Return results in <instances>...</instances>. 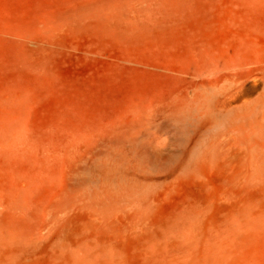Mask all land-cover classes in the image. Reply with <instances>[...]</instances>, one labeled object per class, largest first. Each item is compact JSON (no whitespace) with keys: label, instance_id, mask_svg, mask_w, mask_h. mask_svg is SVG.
<instances>
[{"label":"rangeland","instance_id":"1","mask_svg":"<svg viewBox=\"0 0 264 264\" xmlns=\"http://www.w3.org/2000/svg\"><path fill=\"white\" fill-rule=\"evenodd\" d=\"M79 241L264 264V0H0V264Z\"/></svg>","mask_w":264,"mask_h":264},{"label":"bare ground","instance_id":"2","mask_svg":"<svg viewBox=\"0 0 264 264\" xmlns=\"http://www.w3.org/2000/svg\"><path fill=\"white\" fill-rule=\"evenodd\" d=\"M179 233L178 234L174 233V235H176V236L178 235L179 239L182 240V243L183 244L185 243V245L187 247H190L192 245V243H191L192 240L190 238H184V235L181 231ZM94 247L95 246L89 245L86 241H79L76 244L75 248L69 254L68 258L66 259L68 261L64 264H100L99 261L102 258L100 255H102V256L104 255V257L108 256L112 260L114 258L118 257V255L115 252V249H113V248H102L99 251V250L95 249ZM25 248L26 247H23V245L22 246L19 245V246L15 247L14 249L16 250L17 254H19L22 251L24 253L26 251ZM178 249H180V247L175 250L176 256L175 257L173 256L174 258H176V260L179 259L182 255V253H180V251ZM76 254H81V258H77ZM184 256H186V255H184ZM170 259H171V256H170ZM165 261L166 260L160 261L159 264H176V262H177L176 261L174 263L175 260L174 261L170 260L168 262H165Z\"/></svg>","mask_w":264,"mask_h":264}]
</instances>
